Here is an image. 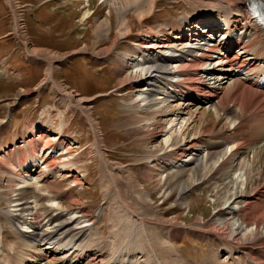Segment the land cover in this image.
Returning a JSON list of instances; mask_svg holds the SVG:
<instances>
[{
	"label": "bare ground",
	"instance_id": "obj_1",
	"mask_svg": "<svg viewBox=\"0 0 264 264\" xmlns=\"http://www.w3.org/2000/svg\"><path fill=\"white\" fill-rule=\"evenodd\" d=\"M246 1L220 0L218 9L196 7V20L219 14L214 21L218 26L225 25L224 37H217L219 44L238 46L236 52H230L229 62L234 59L232 72L227 69L225 78L218 77L220 57L216 55H222L224 49L210 44L208 37L212 36L200 35L190 43L185 40L195 27L189 16L162 25L158 34L163 36L144 26L140 34L150 38L137 36L130 53L120 55L114 46L102 53L104 56L116 52L114 56L124 67L118 75V90L133 89L128 111L133 115L132 128L142 134V143L148 148L155 137L170 133L161 145L148 148L152 151L145 163L148 172H143L148 181H156L167 201L177 193L176 208L188 202L200 182L218 192V211L209 222L210 229L198 220L188 232L190 238L204 241L207 235L216 241V253L211 255L215 264H264V91L259 90L256 79L264 74V31L252 20ZM121 2L122 6L115 7L118 11H125L124 4L136 6L144 19L154 12L158 0ZM146 2L150 5L147 12L142 8L148 7ZM83 17L86 20L91 14L86 11ZM21 23L18 18L15 30L22 29ZM130 24L121 23L118 42L132 34ZM108 26L111 34V17L94 31L100 41L105 39L103 33H108ZM172 30L175 35L171 37ZM82 51L88 53L90 47L85 45ZM47 60L49 70L43 84L51 82L58 91H64L69 105L77 106L93 126L95 141L89 148L101 160L104 205L110 210L106 221L113 234L105 237L103 228H97L103 212L99 213V220L89 219V208L75 199L73 186L80 183L74 175L78 170L74 158L55 162V156L66 157L72 152L62 140L63 133L52 139L32 129L33 138L26 140L24 136L21 151L15 147L5 153L0 146V153L18 155L5 157L0 164L5 182L0 201L8 203V209L0 211V264H198L177 250L176 242L186 237L188 226L166 218L135 177H128L136 188L135 197L128 191L134 187L122 190L118 176L123 167L111 163L105 154L99 127L90 115L91 100L78 98L81 96L55 83V63L59 61ZM205 74L215 76L212 86L216 89L207 107L179 98L167 99L166 94L171 97L184 83L206 84ZM175 119H181L182 125L187 123L180 130H172L170 125L176 123ZM39 126L49 129V133L55 128L42 117ZM59 130L62 132V126ZM71 179L76 181L70 182ZM63 184L65 189L61 188ZM110 192L115 196L113 200L111 194L110 198L107 196ZM67 202L70 204L65 206ZM145 209H151L153 214H143ZM18 224L30 231L20 232ZM49 226L51 229H45ZM201 264L213 263L203 260Z\"/></svg>",
	"mask_w": 264,
	"mask_h": 264
},
{
	"label": "rangeland",
	"instance_id": "obj_2",
	"mask_svg": "<svg viewBox=\"0 0 264 264\" xmlns=\"http://www.w3.org/2000/svg\"><path fill=\"white\" fill-rule=\"evenodd\" d=\"M20 1L18 0L21 5L16 6L14 4L17 3V0H12L11 4L14 6H11L8 0H0V72L2 74L0 76V146H3L5 153H9L15 145L21 151L24 136H27L26 140L33 138L30 131L34 130L40 136L43 133L48 134L52 139L58 138L56 134L63 133L62 140L66 141V148H70L72 152L66 157L55 156L57 158L55 162L58 163L70 157L74 158L72 160L78 164L75 165L78 170L74 175L80 183V185L73 186L75 199L80 200L84 207L89 208V219L99 220V213L103 212L104 216H101L102 220L97 228L99 227L98 230L103 228L105 237L113 234L106 221L110 210L104 205L103 186L100 180L102 176L101 160L99 157H95L89 148L95 141L93 126L77 106L69 105L64 91H60V89L58 91L54 83L43 84L49 70L47 59L59 61V57H65V60L55 63L54 81L70 92L81 96L78 98L91 100L90 115L93 122L99 127L105 154L111 163L123 167L118 176L122 190L126 189L125 191H127L128 188L134 187L131 182L133 180L130 181L131 183L128 182L129 178L135 177L137 181H141L145 188L144 194L149 199V196L152 195L154 200L152 203L154 202V206L158 207L159 211L166 215V218L177 219L189 227L185 234L186 237L176 242L177 250L186 254L188 260H194L198 264H201L203 260L215 264V259L212 256L216 253V241L207 238V235L204 241L190 238L191 235L188 232L198 220L205 223V229H210L209 222L218 211V192L212 188L209 189L207 183L200 182L198 190L187 198L188 202H183L181 207L176 208L177 193L167 201L163 194L164 191L161 188L158 189L156 181H148L147 175L144 174L148 172L145 163L148 161V155L152 152L148 148L161 145L170 133L155 137L152 140V145L148 148L142 143V134L132 128L133 115L128 111L129 102L133 97L131 96L133 89L124 87L118 90V83L121 80L118 75L121 69L124 70V67L120 65V61L114 54L117 55L116 52L121 53L120 55L125 52L130 53L129 44L137 38L136 34L144 26L155 29L161 24L177 21L183 17L195 18L196 7L210 6L205 10L218 9L221 6L220 0H158L154 12L144 19L140 18V9L138 10L136 6L128 7L124 4L125 8H122L125 11H118L115 7L122 6L121 0H110V2L91 0L88 3L84 0ZM115 4L116 6H114ZM146 5L148 7L143 5L142 8L147 12L150 5L148 3ZM20 6L23 8L19 9ZM86 11H89L91 17L85 20L83 14ZM146 12L145 14H147ZM120 13H124L121 15L125 17ZM109 17H111L112 23L111 34L108 26V36L103 33L105 39L100 41L94 31L100 23L109 20ZM18 18L22 20L21 26L23 27L16 34L14 30ZM122 22L127 25L131 23L129 28L132 34L125 37L127 39H120L118 42L120 36L118 37L117 31ZM114 39H116L115 46ZM26 44L30 47L29 49ZM85 45L90 47V52L82 51ZM113 46L119 50L102 56L103 49ZM33 52H37L36 55ZM41 117L44 121L54 125L53 131L49 133V129L40 128ZM186 123L184 121V125H182L180 119V121L176 120L174 125L171 123L170 126L172 130H180L181 126H185ZM61 126L62 132L59 130ZM51 143L53 145V141ZM5 153H0V164L4 163L2 161L5 160L2 159L5 157L15 158L18 156L16 154L6 156ZM64 153L65 151L61 152V154ZM1 167L0 171L4 170ZM111 168L112 164H110L109 170ZM1 174L3 172L0 173V189H4L5 182L1 179ZM121 175L122 177H120ZM126 175L128 176L125 177ZM165 176L166 174H163L164 179ZM72 181L76 180L71 179L70 182ZM128 183L131 185L129 186ZM61 188L65 189L66 184H63ZM128 191H131V197L134 198L136 188H131ZM110 194L111 192L107 194V196L112 195L111 198L108 196L110 200L114 199L113 192ZM31 203L34 204L32 200ZM67 203L65 206L70 204ZM6 209H8V203L0 201V211L3 210L1 213ZM122 210L120 209V211ZM144 212L142 213L147 215L153 214L151 209H145ZM18 226L22 233L30 231L29 228L21 224ZM45 229H51V226Z\"/></svg>",
	"mask_w": 264,
	"mask_h": 264
},
{
	"label": "crops",
	"instance_id": "obj_3",
	"mask_svg": "<svg viewBox=\"0 0 264 264\" xmlns=\"http://www.w3.org/2000/svg\"><path fill=\"white\" fill-rule=\"evenodd\" d=\"M20 1V0H19ZM21 2V1H20ZM115 46V45H114ZM116 49V48H115Z\"/></svg>",
	"mask_w": 264,
	"mask_h": 264
}]
</instances>
